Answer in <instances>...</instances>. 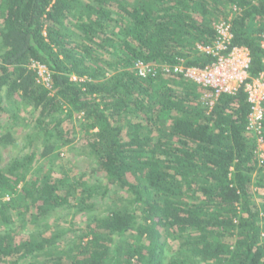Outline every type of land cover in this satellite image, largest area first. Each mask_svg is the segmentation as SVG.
<instances>
[{
	"label": "trees",
	"instance_id": "obj_1",
	"mask_svg": "<svg viewBox=\"0 0 264 264\" xmlns=\"http://www.w3.org/2000/svg\"><path fill=\"white\" fill-rule=\"evenodd\" d=\"M221 22L258 77L264 0H0V264H264V123L173 71Z\"/></svg>",
	"mask_w": 264,
	"mask_h": 264
},
{
	"label": "built area",
	"instance_id": "obj_2",
	"mask_svg": "<svg viewBox=\"0 0 264 264\" xmlns=\"http://www.w3.org/2000/svg\"><path fill=\"white\" fill-rule=\"evenodd\" d=\"M215 30V40L209 46L199 47L213 59L211 64L203 68H184L179 64L173 68V71L182 73L184 77L200 87L210 89L211 94L206 95L209 97L210 106L220 94L233 95L243 87L250 106L246 130L247 133L256 135L258 142L261 143L260 134L264 123V71L249 81L251 57L248 48L231 45L232 33L228 22L216 24ZM262 38L264 40V32ZM262 48L264 49V42ZM32 68L48 86V70L39 64H34ZM134 69L138 77H145L152 71L148 64L142 62H136ZM166 70L168 71V69Z\"/></svg>",
	"mask_w": 264,
	"mask_h": 264
},
{
	"label": "rangeland",
	"instance_id": "obj_3",
	"mask_svg": "<svg viewBox=\"0 0 264 264\" xmlns=\"http://www.w3.org/2000/svg\"><path fill=\"white\" fill-rule=\"evenodd\" d=\"M26 113L27 112H23L22 115L23 116H27ZM2 123H4V120H2ZM75 125L77 126V124H75ZM21 136H24V135L22 134L19 137H17L18 138V147L17 148L16 147L15 148L8 147V150L6 152H2V156H3V159H4V163L5 164H7L12 158H14L18 154V152L20 150V145L22 143H24ZM80 145L81 144H77L76 147L78 149H81L82 145H81V147H80ZM76 147H71L70 146V147L64 148L65 149V151H64V153H65L64 158L66 156H69V157H71L73 159L72 164L69 165V166H66V167H70L71 168V171L76 170L75 167H78L77 169L81 171V170L86 169V167H88V165H89V163H87L84 160L83 161H81V160L75 161V159L78 158V152H79L76 149ZM66 150H67V152H66ZM62 162H63V160H62ZM104 203H105V201H100V204H104Z\"/></svg>",
	"mask_w": 264,
	"mask_h": 264
},
{
	"label": "clouds",
	"instance_id": "obj_4",
	"mask_svg": "<svg viewBox=\"0 0 264 264\" xmlns=\"http://www.w3.org/2000/svg\"><path fill=\"white\" fill-rule=\"evenodd\" d=\"M46 68V67H45Z\"/></svg>",
	"mask_w": 264,
	"mask_h": 264
}]
</instances>
